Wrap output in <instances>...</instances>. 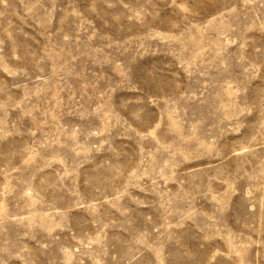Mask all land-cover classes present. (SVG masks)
<instances>
[{"label": "rangeland", "instance_id": "obj_1", "mask_svg": "<svg viewBox=\"0 0 264 264\" xmlns=\"http://www.w3.org/2000/svg\"><path fill=\"white\" fill-rule=\"evenodd\" d=\"M0 264H264V0H0Z\"/></svg>", "mask_w": 264, "mask_h": 264}]
</instances>
